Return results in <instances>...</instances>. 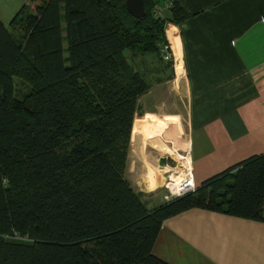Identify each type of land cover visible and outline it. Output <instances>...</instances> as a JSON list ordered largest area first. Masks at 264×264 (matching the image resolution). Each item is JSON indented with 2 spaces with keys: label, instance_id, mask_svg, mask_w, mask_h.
Returning <instances> with one entry per match:
<instances>
[{
  "label": "trees",
  "instance_id": "16d2710c",
  "mask_svg": "<svg viewBox=\"0 0 264 264\" xmlns=\"http://www.w3.org/2000/svg\"><path fill=\"white\" fill-rule=\"evenodd\" d=\"M141 1L135 18L124 0H24L0 21V264H168L151 247L169 216L264 222V152L151 209L125 179L149 88L132 58L160 61L163 24L186 18L176 0L160 17Z\"/></svg>",
  "mask_w": 264,
  "mask_h": 264
},
{
  "label": "crops",
  "instance_id": "0c3cea01",
  "mask_svg": "<svg viewBox=\"0 0 264 264\" xmlns=\"http://www.w3.org/2000/svg\"><path fill=\"white\" fill-rule=\"evenodd\" d=\"M151 1L165 14L170 0ZM176 1L186 18L163 24L170 60L145 74L124 168L147 209L163 203L157 174L177 151H188L195 188L264 152V0ZM22 2L0 0V21ZM151 253L168 264H264V222L189 208L162 220Z\"/></svg>",
  "mask_w": 264,
  "mask_h": 264
},
{
  "label": "built area",
  "instance_id": "2783aa9c",
  "mask_svg": "<svg viewBox=\"0 0 264 264\" xmlns=\"http://www.w3.org/2000/svg\"><path fill=\"white\" fill-rule=\"evenodd\" d=\"M168 6L169 2L166 4V8ZM152 13L156 17L161 16L160 10L155 6L153 7ZM159 53L162 60H170V54L165 44L161 45ZM163 167L165 168L163 170L164 177L161 184L163 188V202L194 191L195 185L192 180L190 159L187 150L177 151L175 158H172L169 163L166 162Z\"/></svg>",
  "mask_w": 264,
  "mask_h": 264
},
{
  "label": "rangeland",
  "instance_id": "374dc122",
  "mask_svg": "<svg viewBox=\"0 0 264 264\" xmlns=\"http://www.w3.org/2000/svg\"><path fill=\"white\" fill-rule=\"evenodd\" d=\"M24 1V0H23ZM17 10V9H16ZM15 13V12H14ZM13 13V14H14ZM12 14V15H13ZM163 15V14H162ZM12 17V16H11ZM10 17V18H11ZM8 21L9 20H4L2 22V24L9 28L8 27ZM126 53V52H125ZM128 54V52H127ZM134 60V62L136 63V65L140 68V70H142L144 72V74H147L148 76H150V78H153L154 76H156L158 74V69L160 68V64L158 63V60L156 59V57L154 55H150V54H145L143 56H135L134 58H132ZM149 69H150V72H149ZM146 80V79H145ZM26 88L27 86L25 84H22V83H19L17 82L16 83V87H15V90L17 92V95L20 96L22 93H24L26 91ZM164 107V106H163ZM170 107V105H166L164 108H168ZM167 126L169 125L171 128L173 126V122L171 121H167ZM132 134V132H131ZM130 147V145H129ZM131 154L128 150H127V155H126V164L129 163L130 164V155ZM173 158H175V155H172ZM128 166V165H127ZM156 169V168H155ZM155 173H159L158 171H155ZM158 177L160 180L158 181V183H161L163 181L162 178H160V175L157 174ZM162 180V181H161ZM147 188V186H146ZM155 192V191H154ZM149 194H151V192H149Z\"/></svg>",
  "mask_w": 264,
  "mask_h": 264
},
{
  "label": "water",
  "instance_id": "95a60500",
  "mask_svg": "<svg viewBox=\"0 0 264 264\" xmlns=\"http://www.w3.org/2000/svg\"><path fill=\"white\" fill-rule=\"evenodd\" d=\"M124 7L135 18H140L143 15L141 0H124Z\"/></svg>",
  "mask_w": 264,
  "mask_h": 264
}]
</instances>
